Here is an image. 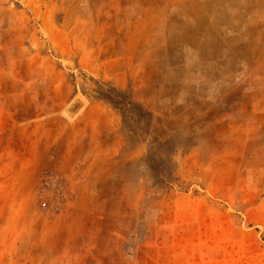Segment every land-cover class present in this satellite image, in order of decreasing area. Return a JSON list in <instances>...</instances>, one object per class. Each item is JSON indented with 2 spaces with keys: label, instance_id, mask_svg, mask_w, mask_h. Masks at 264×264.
Here are the masks:
<instances>
[{
  "label": "rangeland",
  "instance_id": "374dc122",
  "mask_svg": "<svg viewBox=\"0 0 264 264\" xmlns=\"http://www.w3.org/2000/svg\"><path fill=\"white\" fill-rule=\"evenodd\" d=\"M122 2L0 0V264H264V73L225 125L179 127L154 61L188 55Z\"/></svg>",
  "mask_w": 264,
  "mask_h": 264
},
{
  "label": "crops",
  "instance_id": "0c3cea01",
  "mask_svg": "<svg viewBox=\"0 0 264 264\" xmlns=\"http://www.w3.org/2000/svg\"><path fill=\"white\" fill-rule=\"evenodd\" d=\"M122 4L123 10L130 5L137 8L138 28L147 34L143 47L161 43L160 48L188 55L154 61L155 70L178 67L168 73L175 85L162 90L169 91L162 98H173L169 112H163L172 123L183 127L193 121L196 127L213 121L216 129L224 124L220 120L227 109L242 111L246 76L254 80L264 73V0H123ZM152 108L166 120L161 114L164 106Z\"/></svg>",
  "mask_w": 264,
  "mask_h": 264
},
{
  "label": "trees",
  "instance_id": "16d2710c",
  "mask_svg": "<svg viewBox=\"0 0 264 264\" xmlns=\"http://www.w3.org/2000/svg\"><path fill=\"white\" fill-rule=\"evenodd\" d=\"M101 99L113 105L120 111L125 119L133 121L139 128L143 122L151 126L153 115L142 104L135 102L130 93L119 91L117 89H102Z\"/></svg>",
  "mask_w": 264,
  "mask_h": 264
}]
</instances>
